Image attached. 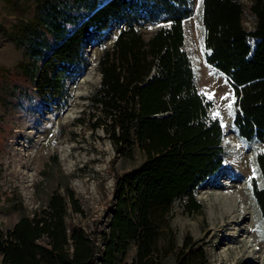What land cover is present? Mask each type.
Instances as JSON below:
<instances>
[{"label": "trees", "instance_id": "1", "mask_svg": "<svg viewBox=\"0 0 264 264\" xmlns=\"http://www.w3.org/2000/svg\"><path fill=\"white\" fill-rule=\"evenodd\" d=\"M191 1L35 0L31 16L2 29L25 54L12 74L15 95L22 103L49 97L60 104L87 63V41L120 24L114 45L99 57L101 83L90 100L100 112L97 126H105L116 153L137 142L146 159L129 195L122 187L103 235L101 264L125 255L153 225L157 210L169 209L176 198L186 195L199 208L195 189L223 163L222 125L209 115L212 102L198 91L184 49ZM247 11L256 20L251 30L242 22ZM202 18L206 60L227 76L236 95L239 135L264 141V0H203ZM158 22L164 25L147 39L143 30ZM257 163L264 180V151ZM252 187L264 220V185L253 178ZM70 205L81 212L75 191L66 186L45 208L0 229V264H90L96 235L68 225ZM175 264H190L188 240Z\"/></svg>", "mask_w": 264, "mask_h": 264}, {"label": "rangeland", "instance_id": "2", "mask_svg": "<svg viewBox=\"0 0 264 264\" xmlns=\"http://www.w3.org/2000/svg\"><path fill=\"white\" fill-rule=\"evenodd\" d=\"M241 1L249 5L251 0ZM202 3L203 0L191 1L192 16L184 21V49L191 59L198 91L212 102L209 115L222 125L223 163L205 179V188L200 184L195 189L199 208L191 206L185 195L176 198L169 209L157 210L153 225L143 229L128 252L118 255L112 264H175L186 240L190 264H264V220L252 187L253 178L264 185L257 163L264 141L246 140L239 135L234 123V89L227 76L205 57ZM34 6L35 0H0V229L9 230L22 214L33 215L45 208L55 191L65 194L69 186L76 193L81 212L70 205L66 221L96 235L97 249L90 264H101L103 235L109 230L122 187L129 195L131 180L146 159L137 142L127 153H116L105 126H97L100 112L90 100L101 83L99 57L114 45L120 24H112L87 41V63L69 81L70 94L63 103L49 97L22 103L12 90V74L16 64L25 58L24 50L2 29L19 16H31ZM242 22L250 30L256 26L248 11ZM162 25L163 22L149 24L143 30L145 37L150 38ZM207 188L213 208L204 193ZM228 191L239 201L245 200L250 212L245 214L239 207L235 234L224 240L223 234L230 231L222 233L221 228L232 220L231 213L223 214V221L215 197ZM135 196L136 192L130 194V198ZM246 226L250 233L242 235ZM227 227L230 226L224 229ZM248 239L252 243H247Z\"/></svg>", "mask_w": 264, "mask_h": 264}, {"label": "bare ground", "instance_id": "3", "mask_svg": "<svg viewBox=\"0 0 264 264\" xmlns=\"http://www.w3.org/2000/svg\"><path fill=\"white\" fill-rule=\"evenodd\" d=\"M222 168V167H221ZM235 173V172H234ZM232 174V173H231ZM230 175V174H229ZM226 181V180H225ZM208 183V180L207 181H204L199 187H201V188H205L206 187V184ZM227 183V182H226ZM226 186V185H225ZM224 186V187H225ZM244 186V185H243ZM221 188V187H220ZM225 189H226V187H225ZM222 190H224V189H222ZM226 191V190H225ZM244 191V190H243ZM219 192V191H218ZM233 192V191H232ZM204 193L206 194V196H207V202H208V204L210 205V208H213L212 207V199L210 198V196H211V192L209 191V188H207L206 190H204ZM235 193V192H234ZM245 193V192H244ZM216 194V193H215ZM222 195L219 197V195L218 194H216V197H215V199H217L218 200V202L220 203V207H221V210H220V214L222 215V220L224 221V218L225 217H223V214H225V213H231V221L228 223V224H226V225H224V227L225 226H227V225H229L230 227H227V228H225L224 229V227L222 226V228H221V231H222V233H224L225 231H230L228 234H223V236H224V240H227V238L229 237V236H231V234H233L234 233V229H235V227H236V225L238 224V222L236 221L237 220V217H238V211H239V207L241 206V207H243V209L246 211L245 212V214H248L249 212H247V210L248 209H250L249 208V206H248V204H247V202H245V200L243 201H241V199H240V201H239V199H238V196H234L232 193H230L229 191L228 192H222L221 193ZM238 194V193H237ZM239 195V194H238ZM241 210V209H240ZM243 212V211H242ZM211 214H213V212H211ZM228 216V215H227ZM252 216V215H251ZM251 216H250V218H251ZM249 218V217H248ZM230 219V218H229ZM216 220V219H215ZM216 223V221H213V224H215ZM227 223V222H226ZM225 224V223H224ZM215 227H217V226H219V225H214ZM244 227V226H243ZM219 228V227H218ZM233 231V232H232ZM216 232V231H215ZM219 232V231H218ZM239 232V231H238ZM249 234L250 233V231L248 230V227L246 226V228L243 230H241V234L242 235H244V234ZM216 234V233H215ZM235 234V233H234ZM233 237V236H232ZM230 238V237H229ZM249 238V237H248ZM247 239V238H246ZM229 240V239H228ZM244 240V239H243ZM250 241H251V239H248V241H247V243H249L250 244ZM251 243H252V241H251ZM248 245V244H247ZM250 247L251 246H249V249H250ZM246 250V249H245ZM242 251V250H241ZM235 253V252H234ZM237 253V252H236ZM249 253V252H248ZM251 253H254V252H252L251 251ZM250 253V254H251ZM249 255V254H248ZM253 255V254H252ZM238 258V257H237ZM232 260V259H231ZM236 260V259H235ZM233 261V260H232ZM231 263V262H230Z\"/></svg>", "mask_w": 264, "mask_h": 264}, {"label": "snow or ice", "instance_id": "4", "mask_svg": "<svg viewBox=\"0 0 264 264\" xmlns=\"http://www.w3.org/2000/svg\"><path fill=\"white\" fill-rule=\"evenodd\" d=\"M210 98H211V97H210ZM228 107L231 109L232 105H231V104H229V105H228ZM217 115H218V114H217Z\"/></svg>", "mask_w": 264, "mask_h": 264}]
</instances>
